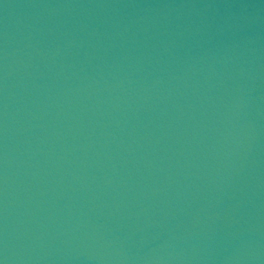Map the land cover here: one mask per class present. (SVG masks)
<instances>
[{"label":"water","instance_id":"water-1","mask_svg":"<svg viewBox=\"0 0 264 264\" xmlns=\"http://www.w3.org/2000/svg\"><path fill=\"white\" fill-rule=\"evenodd\" d=\"M0 264H264V0H0Z\"/></svg>","mask_w":264,"mask_h":264}]
</instances>
